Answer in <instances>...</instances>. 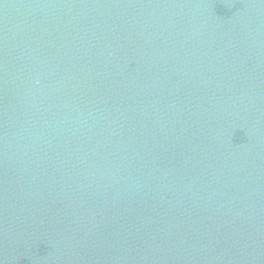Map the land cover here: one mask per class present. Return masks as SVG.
<instances>
[{
    "label": "water",
    "instance_id": "water-1",
    "mask_svg": "<svg viewBox=\"0 0 264 264\" xmlns=\"http://www.w3.org/2000/svg\"><path fill=\"white\" fill-rule=\"evenodd\" d=\"M0 264H264V0H0Z\"/></svg>",
    "mask_w": 264,
    "mask_h": 264
}]
</instances>
